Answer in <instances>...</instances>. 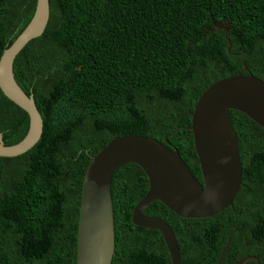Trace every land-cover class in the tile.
Returning a JSON list of instances; mask_svg holds the SVG:
<instances>
[{"label": "trees", "instance_id": "1", "mask_svg": "<svg viewBox=\"0 0 264 264\" xmlns=\"http://www.w3.org/2000/svg\"><path fill=\"white\" fill-rule=\"evenodd\" d=\"M35 3L0 0V56ZM49 7L44 32L13 63L43 131L28 151L0 156V264L76 263L83 177L116 136L162 142L180 127L168 140L202 183L185 128L201 93L237 74L264 80V0H49ZM229 117L242 166L232 205L202 219L180 217L160 201L142 211L172 228L181 264H233L248 255L264 264V128L237 110ZM28 126V114L0 90L4 143H17ZM147 190L139 166L114 170L111 264H171L161 234L131 220Z\"/></svg>", "mask_w": 264, "mask_h": 264}, {"label": "water", "instance_id": "2", "mask_svg": "<svg viewBox=\"0 0 264 264\" xmlns=\"http://www.w3.org/2000/svg\"><path fill=\"white\" fill-rule=\"evenodd\" d=\"M49 16V0H36L27 25L0 56V90L29 117L28 130L17 143L5 144L0 132V156L22 154L41 137L43 119L33 95L26 94L17 83L13 63L21 49L44 32ZM215 25L229 29L222 23ZM230 48L229 45L227 50ZM243 66L248 69L244 61ZM230 109L242 112L264 128V80L252 74H237L214 82L201 93L192 111L191 124L185 128L192 132L202 183L168 140L180 127L166 134L162 142L144 135L116 136L92 156L82 182L75 264H111L115 250L111 179L114 170L130 163L139 166L148 180L147 192L133 207L132 223L157 230L171 264H181L172 228L162 218L146 216L142 211L150 203L160 201L180 217L202 219L232 205L241 184L242 166ZM248 260L260 264L254 255L233 264H246Z\"/></svg>", "mask_w": 264, "mask_h": 264}, {"label": "flooded vegetation", "instance_id": "3", "mask_svg": "<svg viewBox=\"0 0 264 264\" xmlns=\"http://www.w3.org/2000/svg\"><path fill=\"white\" fill-rule=\"evenodd\" d=\"M202 176V175H201Z\"/></svg>", "mask_w": 264, "mask_h": 264}]
</instances>
